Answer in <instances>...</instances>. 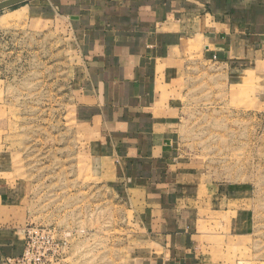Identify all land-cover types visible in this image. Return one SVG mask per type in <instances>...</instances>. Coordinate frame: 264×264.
<instances>
[{
	"label": "crops",
	"instance_id": "1",
	"mask_svg": "<svg viewBox=\"0 0 264 264\" xmlns=\"http://www.w3.org/2000/svg\"><path fill=\"white\" fill-rule=\"evenodd\" d=\"M0 13L62 57L83 170L129 214V264H238L248 213L184 141L203 71L264 103V0H29ZM30 204L0 148V264L23 254Z\"/></svg>",
	"mask_w": 264,
	"mask_h": 264
},
{
	"label": "rangeland",
	"instance_id": "2",
	"mask_svg": "<svg viewBox=\"0 0 264 264\" xmlns=\"http://www.w3.org/2000/svg\"><path fill=\"white\" fill-rule=\"evenodd\" d=\"M10 27L0 22V148L30 185L28 225L65 241L62 264H129V214L83 170L62 57L51 37ZM249 76L237 84L252 83ZM238 86L227 89L216 71H203L189 99L184 142L207 178L232 186L241 199L236 207L248 213L249 235L235 246L234 260L264 264V103Z\"/></svg>",
	"mask_w": 264,
	"mask_h": 264
},
{
	"label": "built area",
	"instance_id": "3",
	"mask_svg": "<svg viewBox=\"0 0 264 264\" xmlns=\"http://www.w3.org/2000/svg\"><path fill=\"white\" fill-rule=\"evenodd\" d=\"M24 237L23 254L15 259H5L3 264H62L67 244L58 239L55 230L27 225Z\"/></svg>",
	"mask_w": 264,
	"mask_h": 264
},
{
	"label": "water",
	"instance_id": "4",
	"mask_svg": "<svg viewBox=\"0 0 264 264\" xmlns=\"http://www.w3.org/2000/svg\"><path fill=\"white\" fill-rule=\"evenodd\" d=\"M27 1H29V0H8V1H5V2H2V3H0V12L4 11L6 9L12 8L14 6L23 4V3L27 2Z\"/></svg>",
	"mask_w": 264,
	"mask_h": 264
}]
</instances>
